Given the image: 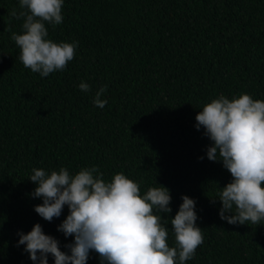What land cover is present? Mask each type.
Masks as SVG:
<instances>
[{
  "label": "trees",
  "instance_id": "obj_1",
  "mask_svg": "<svg viewBox=\"0 0 264 264\" xmlns=\"http://www.w3.org/2000/svg\"><path fill=\"white\" fill-rule=\"evenodd\" d=\"M13 9L19 0H0V264H34L18 233L37 223L69 252L74 237L57 231L67 206L51 222L41 218L29 177L33 168L74 175L92 166L107 182L125 174L141 195L169 189L171 213L154 214L167 220L170 247L181 197L195 200L204 242L186 264H264V221L220 219L218 194L232 177L207 158L212 142L195 127L221 93L264 100V0H64L63 23H46L48 39L78 47L47 77L19 60L11 34L22 33L23 19ZM105 85L101 109L93 101ZM87 264H100L98 254Z\"/></svg>",
  "mask_w": 264,
  "mask_h": 264
},
{
  "label": "clouds",
  "instance_id": "obj_2",
  "mask_svg": "<svg viewBox=\"0 0 264 264\" xmlns=\"http://www.w3.org/2000/svg\"><path fill=\"white\" fill-rule=\"evenodd\" d=\"M63 3L64 0H19L21 10L10 12L11 17L23 19L22 33L11 34L20 50L19 60L41 77L63 71L78 47L76 42L48 39L46 23L53 28L63 23ZM78 87L83 92L91 90L85 82ZM106 89L107 85L101 87L93 101L101 109L107 104L101 99ZM195 119L197 130L203 127L204 135L212 142L207 147V158L221 161L232 177L218 194L222 204L220 219L232 225L261 224L264 100L253 99L247 93L230 99L221 93L203 105ZM29 180L36 185L31 195L43 201L34 206V211L51 222L67 206L68 215L57 231L74 237L65 245L69 252H64L59 241L46 235L39 223L27 234L18 233V246H25L34 264H48L49 254L54 264H87L90 252L98 254L100 264H186L204 242L202 229L196 224V202L183 195L171 219L175 246H169L167 220L154 214L172 211L170 191L165 186L151 187L141 195L139 184L125 174L116 173L107 182L97 166L81 168L74 175L63 167L50 174L33 168Z\"/></svg>",
  "mask_w": 264,
  "mask_h": 264
}]
</instances>
